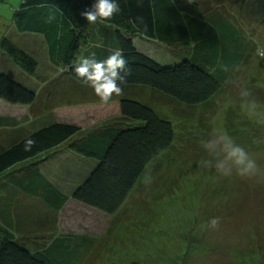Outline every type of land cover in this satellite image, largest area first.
<instances>
[{
    "label": "trees",
    "instance_id": "1",
    "mask_svg": "<svg viewBox=\"0 0 264 264\" xmlns=\"http://www.w3.org/2000/svg\"><path fill=\"white\" fill-rule=\"evenodd\" d=\"M229 1L228 6L222 0H116L119 12L111 18L98 17L95 23L81 15L91 10L94 0L23 1L13 18L20 36L0 42V101L38 107V111L46 110L51 100L62 105L53 109L51 117L47 112L29 127L17 118L0 117V264H81L97 239L66 230L63 209L79 202L116 217L149 167L160 172L163 162L172 166L175 156L184 153L177 146L179 135L190 130L205 135L202 138L209 136L214 116L210 107L230 83L244 76L261 46L254 32L237 25L242 18L234 16L261 25L264 0ZM137 38L175 54L190 53L191 58L161 64L139 51ZM37 42L44 47L46 60L72 84L71 89L64 87L61 97L42 95L39 87H33L42 81L41 63L32 49ZM117 51L126 61L125 68L117 70L118 77H123L116 79L121 92L104 103L90 82L78 77L75 67L82 57L103 61ZM256 85L250 100L263 103L264 98L256 94L264 90L255 89ZM149 104L157 106L162 117ZM83 107L96 110L90 111L91 119L84 125L56 117L63 109L82 111ZM235 107L240 116L234 115L238 108L226 110L227 127L235 129L234 137L242 136L243 126L264 134L253 113H247L250 118L241 103ZM174 117L176 125L169 120ZM185 138L193 141L189 135L181 137ZM28 140L33 141L30 146ZM234 141L241 143L240 138ZM174 148L176 152L171 151ZM63 152L72 166L64 163L47 170L50 157ZM82 159H94L97 164L90 162L88 177L71 186L72 176H81L77 169ZM162 175L157 192L173 184L170 173ZM60 177L64 183L57 182ZM18 197L30 201L23 203ZM134 217L147 224L142 222L144 214ZM109 235L123 239L124 226H113Z\"/></svg>",
    "mask_w": 264,
    "mask_h": 264
},
{
    "label": "rangeland",
    "instance_id": "2",
    "mask_svg": "<svg viewBox=\"0 0 264 264\" xmlns=\"http://www.w3.org/2000/svg\"><path fill=\"white\" fill-rule=\"evenodd\" d=\"M23 1L0 0V42L4 37H11L16 41V35L20 36L13 18ZM222 1L230 4L229 0ZM238 17L242 20L237 22V25L246 27L250 34L254 32L259 41L257 43L261 46L256 51L254 63L244 76L230 83V88L229 86L225 88L215 99V104L210 107L212 109L209 113L213 112L214 116L209 123L211 126L209 136L202 138L205 135L192 134L190 130L179 135L180 141L177 146L183 147L184 153L175 156L176 163L172 166L166 161L163 162L160 172L154 171L155 166L149 167L145 179L139 183L116 217L79 202H71L63 209L62 217L64 216L66 230L85 233L97 239L96 246L81 264H264V134L258 135L256 129H246L244 128L246 126H243L241 128L245 132L242 136L234 137L231 131H236L228 129L226 116L227 108L232 106L236 109L240 106H235L241 103L242 107L247 108L245 114L253 113L264 126V102L250 100L255 83L258 84L255 89L258 90L260 87L264 90L262 74L264 61L261 60L264 58V21L261 25H254V22L243 19L241 15L234 16L235 19ZM242 21L243 24L240 23ZM135 42L139 51L161 64H174L191 58L190 53L175 54L152 41L137 38ZM32 49L41 63L38 76L43 81H36L33 87H39L42 95L46 93L47 96L50 93L52 98L61 97L64 95L61 92L64 87L72 88L71 82L66 79L68 77L58 73L46 60L41 42H37ZM247 72L251 74L248 75ZM242 90H247L249 95L242 97L240 95ZM77 96L81 98L82 95ZM256 97L264 98V92L262 95L256 94ZM247 98L248 103H245ZM42 100L45 101V98ZM252 102L255 103V108L251 106ZM60 104L62 105V102L51 100L46 104L48 106L46 110L38 111V107L31 109L23 106L13 107L14 105L1 100L0 117L17 118L30 126L47 112H49L47 116L51 117L53 109ZM149 105L162 117L157 106ZM75 109L77 108L63 109L62 113L71 114L63 118L70 120L72 124L78 122L81 125L86 124L87 119H91L90 111H96L92 107L88 109L83 107L82 111ZM234 113L236 116L241 115L239 108ZM247 116L253 117L251 114ZM169 120L176 125L175 117ZM214 130L226 131L233 140L241 139V143H235L243 147L256 161L257 171L254 175L242 177L233 171L231 176L224 177L214 168L210 169L202 164L203 160L210 158L203 148V143L213 138ZM188 135L191 140L200 141L195 143L187 138L181 139L182 136ZM171 151L176 152L177 149ZM67 158L64 152L50 157L46 164L47 170L64 163L72 166L71 161H66ZM82 160L84 161L80 163L78 169L75 166L81 176L75 179L72 176L71 186L80 185L88 177L87 171L92 169L89 168L90 162H94V167L97 164L94 159ZM162 173L165 176L170 173L173 184L168 186L170 187H167L168 189L161 187V191L157 192V187L164 179ZM60 178L57 182L64 183L63 178L61 180ZM52 182L56 183L53 180ZM155 192L159 196L158 199ZM135 213L144 214L148 222L145 218H140L147 224L143 225L139 220L136 221ZM213 220L216 221L215 224L212 223ZM121 225L124 226L126 237L119 241L114 240L109 235V230L113 226ZM87 248L82 252H86ZM112 252L115 253L111 254Z\"/></svg>",
    "mask_w": 264,
    "mask_h": 264
},
{
    "label": "clouds",
    "instance_id": "3",
    "mask_svg": "<svg viewBox=\"0 0 264 264\" xmlns=\"http://www.w3.org/2000/svg\"><path fill=\"white\" fill-rule=\"evenodd\" d=\"M119 10L116 0H94L91 10H86L81 15L88 22L95 23L98 17L101 19L111 18ZM125 64L126 61L121 52L117 51L103 61L82 57L75 67V72L85 82H90L95 94L102 102L107 103L113 94L119 95L121 92V87L116 83V79L122 80L123 77H118L117 70L124 69ZM240 95L247 97L249 92L242 90ZM251 106L256 107L254 102ZM212 136V139L203 143V148L210 157L202 161L205 167L214 168L218 174L224 177L231 176L233 171L242 177L252 176L256 173V161L243 147L235 143L226 131L214 130ZM32 143L33 141L28 140L27 146ZM212 223L215 224L216 221L213 220Z\"/></svg>",
    "mask_w": 264,
    "mask_h": 264
},
{
    "label": "crops",
    "instance_id": "4",
    "mask_svg": "<svg viewBox=\"0 0 264 264\" xmlns=\"http://www.w3.org/2000/svg\"><path fill=\"white\" fill-rule=\"evenodd\" d=\"M13 107H18V106H13ZM12 107V108H13ZM63 114V115H62ZM57 115H58V113H57ZM68 114H65V113H62V112H60V114L58 115V116H56L57 117V119L58 120H60L61 122H70L71 123V121L70 120H68V119H66V118H63L64 116H67ZM27 127H29V124H27ZM7 139H9L10 140V138H7ZM64 172V170L63 171H61V173H63ZM66 175V174H65ZM19 199H22V202L23 203H26L25 201H30V200H28L27 198H25V197H18ZM70 204V203H69Z\"/></svg>",
    "mask_w": 264,
    "mask_h": 264
}]
</instances>
